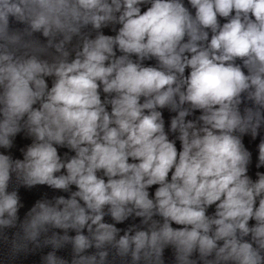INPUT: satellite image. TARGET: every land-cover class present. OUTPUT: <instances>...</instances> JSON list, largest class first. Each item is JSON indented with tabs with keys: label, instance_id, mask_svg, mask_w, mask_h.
<instances>
[{
	"label": "clouds",
	"instance_id": "obj_1",
	"mask_svg": "<svg viewBox=\"0 0 264 264\" xmlns=\"http://www.w3.org/2000/svg\"><path fill=\"white\" fill-rule=\"evenodd\" d=\"M35 255L264 264V0H0V264Z\"/></svg>",
	"mask_w": 264,
	"mask_h": 264
},
{
	"label": "water",
	"instance_id": "obj_2",
	"mask_svg": "<svg viewBox=\"0 0 264 264\" xmlns=\"http://www.w3.org/2000/svg\"><path fill=\"white\" fill-rule=\"evenodd\" d=\"M107 31V30H106ZM167 113H165V116L167 117ZM28 141L26 140H19L18 143L23 146V144H26ZM18 155V153H17ZM47 194L49 197L54 195H62L64 193H60L54 190H51L47 188L46 186H38L37 188L28 190V189H21V198L23 203L25 204V207L21 209V216H23L24 212L27 211V209L37 200L40 199L43 195ZM121 227H124V225H121ZM17 264H40V258L38 255L35 256H29L27 258H21L20 261L17 262Z\"/></svg>",
	"mask_w": 264,
	"mask_h": 264
}]
</instances>
